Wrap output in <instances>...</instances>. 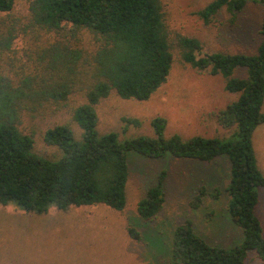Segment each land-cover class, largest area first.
Here are the masks:
<instances>
[{"label": "trees", "instance_id": "16d2710c", "mask_svg": "<svg viewBox=\"0 0 264 264\" xmlns=\"http://www.w3.org/2000/svg\"><path fill=\"white\" fill-rule=\"evenodd\" d=\"M15 3L0 0V13H10ZM249 3L264 6V0H211L200 14L208 23L226 9L235 23ZM17 20L0 19V55L10 50L19 34L40 29L68 31L75 38L85 29L97 48L90 56L65 38L42 47L30 71L12 76L0 67V204L38 214L50 207L67 210L95 204L121 211L127 203L130 152L138 159L177 157L212 167L221 159L229 177L223 192L225 209L242 238L232 247L216 244L187 218L169 231L164 264H245L251 251L264 260V228L256 214L264 173L253 143L254 131L264 124V18L256 32L255 52L204 54L197 37L178 35L172 44L161 0H30L28 22L19 28ZM173 46L180 49L184 62L221 74L225 89L238 94L217 113L225 128L235 127L231 134L167 136V119L161 115L151 121L155 136L122 140L116 131L100 134L96 104L114 90L123 98H150L170 74ZM80 81L87 84V102L73 109V119L82 130L80 138L69 125L55 124L46 129L44 141L59 147L62 155L53 159L39 154L34 133L20 127L25 113L34 114L51 101H66ZM124 121L125 125L142 123L132 117ZM206 171L192 179L190 205L195 211L210 196L223 200L219 187L210 191L213 180L201 176ZM166 173L162 169L138 201V214L147 224L164 207ZM196 179L201 181L196 184ZM128 231L136 240L143 236L134 226Z\"/></svg>", "mask_w": 264, "mask_h": 264}, {"label": "rangeland", "instance_id": "374dc122", "mask_svg": "<svg viewBox=\"0 0 264 264\" xmlns=\"http://www.w3.org/2000/svg\"><path fill=\"white\" fill-rule=\"evenodd\" d=\"M210 1L161 0L172 44L178 35H185L200 39L202 54L255 52L259 41L256 32L264 18V6L249 3L235 23L230 21L231 14L223 9L207 23L200 11ZM29 2L16 0L13 10L0 13V19L7 22L18 19L17 25L21 28L28 22ZM65 38L90 56L97 48L93 36L85 29L79 31L76 38L68 31H29L19 34L10 50L2 52L0 67L12 76L30 71L36 66L37 52L42 47ZM172 49L174 61L170 74L150 98H123L114 90L96 104L100 134L116 131L122 140L141 134L155 136L151 121L158 115L167 119V136L180 133L186 138L194 135L228 137L231 134L235 127L225 128L218 121L217 113L237 99L238 94L225 89L221 74L193 67L182 60L177 46ZM86 86L80 81L66 101H51L34 114L25 113L20 127L34 133L36 152L53 159L62 155L59 147L44 141L46 129L55 124L69 125L80 138L82 130L73 119V109L87 102ZM124 117L139 118L142 123L125 125ZM253 143L264 173V124L254 131ZM135 154L129 153L132 163L126 188L127 203L121 211L106 204H95L71 206L67 210L50 207L47 212L38 214L13 204H0V264H164L169 231L187 218H192L197 230L216 244L232 247L242 238L225 209L223 192L229 177L226 165L220 164L223 160L218 159L219 163L212 167L193 159L146 160L138 159ZM162 169L167 172L166 201L162 211L147 224L138 214L137 204L147 188L155 184ZM205 169L201 176L213 180L214 185L209 189L212 192L214 186L219 187L223 200H213L210 196L205 205L195 211L190 205L192 179ZM200 181L196 179V184ZM259 193L256 214L264 228V187L259 188ZM129 226L141 231V239L130 236ZM165 234L166 237H162ZM245 264H264V260L251 251Z\"/></svg>", "mask_w": 264, "mask_h": 264}]
</instances>
